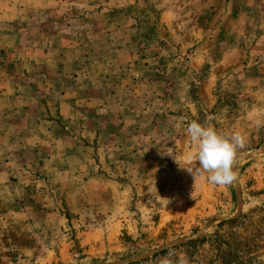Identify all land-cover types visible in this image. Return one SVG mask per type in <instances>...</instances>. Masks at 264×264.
Listing matches in <instances>:
<instances>
[{"label":"rangeland","instance_id":"1","mask_svg":"<svg viewBox=\"0 0 264 264\" xmlns=\"http://www.w3.org/2000/svg\"><path fill=\"white\" fill-rule=\"evenodd\" d=\"M194 120L246 136L232 185ZM180 256L264 264V0H0V264Z\"/></svg>","mask_w":264,"mask_h":264},{"label":"clouds","instance_id":"2","mask_svg":"<svg viewBox=\"0 0 264 264\" xmlns=\"http://www.w3.org/2000/svg\"><path fill=\"white\" fill-rule=\"evenodd\" d=\"M256 123L259 125L260 121ZM187 134L196 151L194 157L190 155L186 162L177 161L181 167L186 168L194 177L199 175L216 186L235 183L237 176L234 164L238 150L246 145V136L240 131L225 135L210 123L201 124L195 120L188 124ZM160 264H173V261L165 257ZM175 264H187V260L180 256Z\"/></svg>","mask_w":264,"mask_h":264},{"label":"trees","instance_id":"3","mask_svg":"<svg viewBox=\"0 0 264 264\" xmlns=\"http://www.w3.org/2000/svg\"><path fill=\"white\" fill-rule=\"evenodd\" d=\"M239 220H240V217L239 218H235V219H231L228 222H230V223H236ZM214 237H216V238L213 241H214L215 245H217V243H219V240H220L219 239V236L218 235H215ZM205 240H207V239L204 238V237L203 238H197V239L191 240V241H189L187 243H184L183 246L184 245L195 246L198 243H204ZM220 245H221V242H220ZM218 249L221 250V247L219 246ZM168 252H169V250H163V251L159 252V254H157V255H164L165 256ZM233 254H234L233 247L228 246V250L227 251H224V252L222 251V259H223V261L225 263H228L229 261H231L232 260V257H233Z\"/></svg>","mask_w":264,"mask_h":264}]
</instances>
